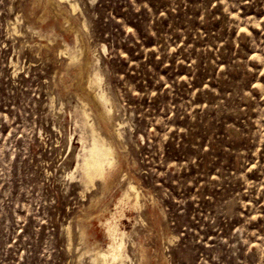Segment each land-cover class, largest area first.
Segmentation results:
<instances>
[{
	"label": "rangeland",
	"instance_id": "rangeland-1",
	"mask_svg": "<svg viewBox=\"0 0 264 264\" xmlns=\"http://www.w3.org/2000/svg\"><path fill=\"white\" fill-rule=\"evenodd\" d=\"M62 5L71 30L0 0V264H92L114 221L124 264H264V0ZM91 125L118 161L92 192Z\"/></svg>",
	"mask_w": 264,
	"mask_h": 264
},
{
	"label": "bare ground",
	"instance_id": "bare-ground-1",
	"mask_svg": "<svg viewBox=\"0 0 264 264\" xmlns=\"http://www.w3.org/2000/svg\"><path fill=\"white\" fill-rule=\"evenodd\" d=\"M66 1L67 0H48V4H49V8H50L49 11H50L51 16H53L54 18H58L59 16H62L63 17L62 19H64V24H66L65 27L63 26V29L65 28L66 30H71L70 25L72 23L70 24L68 17L64 16V12H65L64 10L65 9L63 7L64 5H62ZM68 2H69V6L71 7V9L74 10L75 9L74 3L70 2V1H68ZM61 21H63V20H61ZM73 29L74 28H72V30ZM76 31L77 30H75V33H76ZM75 38H76V40H78L77 36ZM84 50L85 49H83V47H81L79 49V55L78 56H77V54L70 55V57H69L70 64H74V65L77 64L76 62L79 61V56L81 57L84 54ZM70 64H69V66H70ZM75 68H76V66H75ZM76 69H78V71H79L82 69V67L79 65ZM78 74H80V73H78ZM78 74H76V75H78ZM86 77H85V79H86ZM82 79H83V77H82ZM82 83H84V82H82ZM76 85H77V83L74 86H76ZM94 85L95 84L93 82L88 80V82H86V85L83 87L84 92L87 95V97L89 98V101H91L90 103L93 104L91 106H93V107L95 106L94 108H97L99 117L105 121H110L112 119L109 115V112L107 110H105V108H104V106L106 104V100L104 99V97L101 94L95 93L93 91ZM84 100L87 101L86 98H84ZM97 110L95 111L96 114H97ZM85 115H87V114H85ZM117 163H118V161L116 158V151L113 148V146L110 144V142H107L102 136H100L97 132H95L94 128L91 125L90 126V141L88 143L82 142V153L80 154V163L76 168V171H79L80 181L83 184L85 190H89L92 192V190H95L97 188L98 184H100L102 186V189L108 188L110 186V184L112 183L113 173L117 169ZM131 196L134 200V205L138 207L140 205V203H139L140 194H139L138 188L134 184L128 183V188H127L126 192L124 193L123 200L127 199V201H128V199H130ZM95 199H97V198H95ZM92 201H94V200H92ZM115 210H117V209H115ZM115 213H112L111 215L114 216ZM119 216H121V215H119ZM117 219H118V217H117ZM105 231L107 232V239H108V237L110 239V244L106 250H100V249L96 250L95 249L94 256L91 258V263L92 264H124L129 258L127 255V251H126V242H125L126 234H125V232L122 231L118 227V224L115 221L109 222L107 224V229ZM82 236H84V235H82ZM81 239H83V238L81 237ZM108 243H107V245H108ZM93 250H94V246H93ZM140 263H141V261H140Z\"/></svg>",
	"mask_w": 264,
	"mask_h": 264
}]
</instances>
